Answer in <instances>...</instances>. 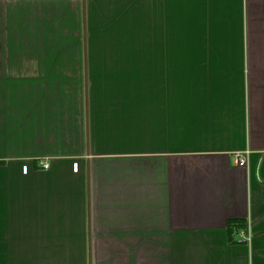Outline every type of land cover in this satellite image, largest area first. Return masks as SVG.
I'll return each instance as SVG.
<instances>
[{
    "label": "crops",
    "instance_id": "1",
    "mask_svg": "<svg viewBox=\"0 0 264 264\" xmlns=\"http://www.w3.org/2000/svg\"><path fill=\"white\" fill-rule=\"evenodd\" d=\"M0 264H264V0H0Z\"/></svg>",
    "mask_w": 264,
    "mask_h": 264
},
{
    "label": "built area",
    "instance_id": "2",
    "mask_svg": "<svg viewBox=\"0 0 264 264\" xmlns=\"http://www.w3.org/2000/svg\"><path fill=\"white\" fill-rule=\"evenodd\" d=\"M249 155H250V151L249 150H246L245 152H238L235 155V158H234L235 164L238 165V166H243V167L247 166L248 163H249ZM49 167H50V164H48V163H44L43 164V168L48 169ZM27 170H28L27 166H24L23 167V171L27 172Z\"/></svg>",
    "mask_w": 264,
    "mask_h": 264
},
{
    "label": "trees",
    "instance_id": "3",
    "mask_svg": "<svg viewBox=\"0 0 264 264\" xmlns=\"http://www.w3.org/2000/svg\"><path fill=\"white\" fill-rule=\"evenodd\" d=\"M242 226L243 224L241 221H232L228 224V229L230 232H233L234 229H239Z\"/></svg>",
    "mask_w": 264,
    "mask_h": 264
}]
</instances>
